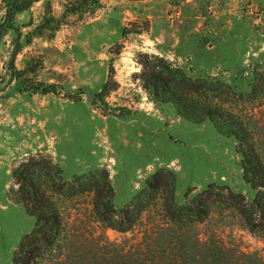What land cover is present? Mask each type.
Masks as SVG:
<instances>
[{"label":"rangeland","instance_id":"rangeland-1","mask_svg":"<svg viewBox=\"0 0 264 264\" xmlns=\"http://www.w3.org/2000/svg\"><path fill=\"white\" fill-rule=\"evenodd\" d=\"M99 1L93 13L63 14L66 0H35L9 21L0 0V194L4 187L5 203L12 202L6 191L11 167L36 152L51 153L67 181L105 169L116 208L159 168L173 172L178 204L187 191L192 195L209 183L251 199L256 189L243 178L234 136L208 118L195 122L171 102L154 101L138 74L140 54L147 52L174 61L190 76L213 77L248 92L255 69L264 65V0ZM123 26L132 31L123 34ZM110 64L118 85L101 99L95 94ZM46 85L54 91L35 87ZM232 106L248 122L264 158V89ZM54 198L66 225L56 255L69 253L72 234L79 233L80 244L90 246L96 236L156 262L264 264V232L249 230L231 207L216 205L204 220L186 223L168 218L157 196L130 228L118 230L96 219L91 192ZM5 203L0 199V215ZM13 219L0 217V231ZM24 223L29 232L34 217L27 213ZM27 232L14 244H5L0 233V264H12Z\"/></svg>","mask_w":264,"mask_h":264},{"label":"trees","instance_id":"trees-1","mask_svg":"<svg viewBox=\"0 0 264 264\" xmlns=\"http://www.w3.org/2000/svg\"><path fill=\"white\" fill-rule=\"evenodd\" d=\"M34 1L3 0L5 18L13 20L17 12ZM99 6V0H66L63 14L93 13ZM129 31L132 29L123 26L121 32L125 34ZM117 47L116 53L122 44L118 43ZM140 56L138 78L154 101L171 102L177 113L195 122L208 118L220 132L234 136L235 148L241 154L243 178L256 189V193L247 199L227 185L209 183L192 195L187 191L184 202L178 204L174 199L173 172L159 168L151 173L145 186L129 202L116 208L113 204L114 191L105 169L75 175L67 181L51 153L29 154L11 167L6 190L8 199L23 205L26 212L34 217L32 229L23 235L13 252L12 264H172L161 258L156 262L158 258H148L139 251L119 248L96 236H92V245L80 244L79 233L72 234L74 244L67 246L69 253L64 254L60 250L58 255L53 254L66 226L54 195L70 196L83 191L92 193V211L96 219L104 226L118 230L130 228L139 214L160 196L164 213L171 220L199 222L208 216L214 206L223 205L236 210L249 230L264 232V158L248 122L232 106L236 100L246 99L264 89L261 86L264 83V65L255 69L251 88L244 92L213 77L190 76L180 65L162 55L145 52ZM117 85L114 67L110 64L108 76L95 95L103 99ZM35 87L42 91H54L51 85ZM74 229L77 231L78 227Z\"/></svg>","mask_w":264,"mask_h":264},{"label":"crops","instance_id":"crops-1","mask_svg":"<svg viewBox=\"0 0 264 264\" xmlns=\"http://www.w3.org/2000/svg\"><path fill=\"white\" fill-rule=\"evenodd\" d=\"M10 181V180H9ZM7 198V197H6ZM5 189L3 187V191L0 194V199H4L5 203ZM8 200V199H7ZM7 208L3 210L4 214L0 215V217H7V218H14L9 223L10 225L3 229V231H0L2 233L3 239L5 244H14L18 238L24 233L29 230L30 227H28L25 223L23 224V221L26 220V211L24 207L21 204H15L10 201H6ZM19 219V221H17ZM1 229V226H0Z\"/></svg>","mask_w":264,"mask_h":264}]
</instances>
